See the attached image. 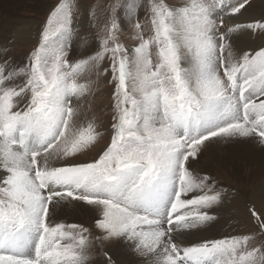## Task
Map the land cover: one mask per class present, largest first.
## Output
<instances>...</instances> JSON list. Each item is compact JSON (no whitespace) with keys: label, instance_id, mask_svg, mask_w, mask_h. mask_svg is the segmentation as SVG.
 Here are the masks:
<instances>
[{"label":"snow or ice","instance_id":"snow-or-ice-1","mask_svg":"<svg viewBox=\"0 0 264 264\" xmlns=\"http://www.w3.org/2000/svg\"><path fill=\"white\" fill-rule=\"evenodd\" d=\"M141 6H123L131 49L117 4L99 48L74 58L65 0L21 64L0 57V264H90L105 240L142 264H264L249 236L206 235L227 189L193 169L210 143L264 146V44L234 41L264 34V18L243 22L250 0H150L141 23ZM93 70L111 86L110 139L81 159L101 135L77 109ZM65 207L88 210L100 234L62 221ZM249 213L264 232V211Z\"/></svg>","mask_w":264,"mask_h":264},{"label":"rangeland","instance_id":"rangeland-1","mask_svg":"<svg viewBox=\"0 0 264 264\" xmlns=\"http://www.w3.org/2000/svg\"><path fill=\"white\" fill-rule=\"evenodd\" d=\"M13 2L14 10L18 9L19 12L16 11L21 16L37 19V35L35 34L33 40L28 43L22 41L15 45V39H13L9 40L10 42L6 44V40L0 36V57H8L19 65L36 46L39 33L50 13L59 3L65 2V0H13ZM66 2L72 5V21L74 28L70 54H73L74 58L79 59L88 56L99 48L101 39L106 34V25H108L113 15V6L117 4L121 6L115 11V15L122 21V32L119 36L120 41L130 49L137 45L139 41L135 38L134 29L127 23V16L125 15L123 6L132 4V8L129 9V11H134L137 6L143 5L139 7L138 10L141 14V23H144V6H146L150 0H66ZM169 2L179 4L182 0H169ZM250 2L251 7L242 18L243 22L264 18V0H250ZM2 14L3 13H0V15ZM224 19L226 23H230L227 17ZM144 33L145 37L149 34L147 25H145ZM234 41L239 48H256L264 44V34L259 32L243 33L234 37ZM106 64L107 60L104 61V65ZM104 65H102V67ZM81 82L90 83V90L84 102L77 105V109L81 118L85 122H93L96 125L97 132L101 133L97 143L80 155L81 159H89L103 149L110 139L112 108L109 93L111 86L106 83V77L97 76L95 70L85 73L81 78ZM226 145V142L210 143L199 156L198 160L193 162L195 173L210 175L217 186L227 189V192L224 194L223 203L215 213L217 216V219L214 221L215 229L223 228V232H227V235H247L250 237L251 246L264 248V232L259 231L258 225L250 218L249 213V208L251 207H255L258 211H264V195H258L260 189L258 184L264 186V178L259 180L258 184L255 183L253 185L248 184L246 180L244 182L242 176L239 180L235 179L236 175L234 172H237L236 167L224 164L227 160ZM242 164L241 162L240 172L245 174L248 166L244 168L243 165L245 166V164ZM242 168L244 169L242 170ZM253 193L258 195L260 204L258 205L260 208L254 200L255 196H253ZM65 208L71 214L77 213L75 208ZM246 213L249 218L246 217ZM76 216L79 218L83 217L78 223H82L86 227L92 229L94 236L100 234L95 229L94 218L88 210H85L83 214H76ZM62 221L66 222L64 219H62ZM97 243L99 248L92 249L89 252L90 264H106V257L103 253H108L112 242L111 240H105L98 241Z\"/></svg>","mask_w":264,"mask_h":264},{"label":"bare ground","instance_id":"bare-ground-1","mask_svg":"<svg viewBox=\"0 0 264 264\" xmlns=\"http://www.w3.org/2000/svg\"><path fill=\"white\" fill-rule=\"evenodd\" d=\"M13 5H14L13 0H0V13H3L2 15H0V36H2L4 40H6V44L10 42L9 40H13V39H15L14 42L15 45L19 44L22 41H26V43H28L33 40V37L37 33V21H36L37 19L21 16L18 13L19 12L18 9H16L18 12L14 10ZM226 144L227 145L225 150L227 154V160L224 162V164L225 165L229 164V166L233 165L236 167L237 172H234V174L236 175L235 179L239 180L242 176L244 182L246 180L250 185H253L255 183L258 184V181L264 178V146L258 144L255 141H246V140H230V141H226ZM241 162L245 164V166L242 164L244 168L248 166L247 172L245 174H243V172H240ZM244 168H242V170ZM258 186L260 187L258 195L259 194L264 195V186L263 185L260 186L259 184ZM258 195H255L253 193L255 199L252 197L257 202V205L259 204ZM85 210L86 209L75 208V211H77L76 214H83ZM74 214H71L66 210V208H64L62 212L58 213V216L61 220L62 219L66 220V222L78 223L80 219H82L83 217L79 218L76 216V214L75 215ZM245 215L246 217L249 218V216H247V213ZM206 235L209 238H218L227 235V232L224 233L223 228H218L216 230L215 224H213V226L209 229ZM192 239L197 240L199 239V237H193ZM111 242L112 245L110 246L108 253L112 255V258L116 261V264H142L141 259L136 255V253L131 248L115 240H111Z\"/></svg>","mask_w":264,"mask_h":264}]
</instances>
